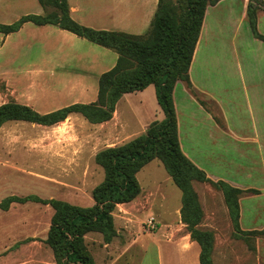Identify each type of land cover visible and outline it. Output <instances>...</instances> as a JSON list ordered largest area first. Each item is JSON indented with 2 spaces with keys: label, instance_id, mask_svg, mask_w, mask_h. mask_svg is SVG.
Instances as JSON below:
<instances>
[{
  "label": "rangeland",
  "instance_id": "1",
  "mask_svg": "<svg viewBox=\"0 0 264 264\" xmlns=\"http://www.w3.org/2000/svg\"><path fill=\"white\" fill-rule=\"evenodd\" d=\"M169 1L175 12H185L186 0ZM234 5L239 13V5ZM52 10L54 7H49L48 11ZM261 30L264 32V25ZM247 31L242 28L239 35L244 36ZM247 33L250 39L247 50L239 49L237 54L232 51L225 53L230 67L222 71L229 68L233 72L235 89L220 91L221 105L218 106L221 112L214 101L188 87L192 94L196 93L206 103L210 113L219 118L215 120L221 127L215 131L216 138L210 142L203 141L205 137L202 133L192 139L182 134L186 150L192 155L196 154L208 170L204 172L212 180V183L193 182L203 214L197 229L210 233L211 237L210 264H264V197L248 196L243 201V226L259 230L244 231L240 224L239 232L231 219L222 191L214 184L223 180L258 191L264 188V159H260L257 144L259 122L264 120V112H261L256 97L257 84L261 83L256 78L264 73V56L257 49L258 44H251L254 39L252 33ZM37 59L38 56L34 55L19 63L27 66ZM79 84L76 80H37L26 74L13 78L3 75L0 76V106L13 102L46 113L69 102L85 99L79 94ZM47 87H50L54 98L62 102L51 105L45 102L42 92ZM223 131H233L236 135L223 134L220 137ZM115 141L112 123L91 124L81 115L70 116L52 126L22 121L5 123L0 128V202L9 196L36 195L80 207L93 206L92 191L105 178V171L97 163L96 156L102 150L113 148ZM140 171L143 185L158 181L182 194L161 159L151 160ZM168 179L172 182H167ZM181 208L182 200L177 223L182 226L181 221L184 232L191 235L182 221ZM115 211L116 234L111 242L106 243L104 234L98 230L89 231L84 236V249L94 264L99 260L105 262V245L115 242L119 247H124L131 243L127 233L132 232L134 237L146 234L141 237V244H144L157 232L149 231L147 221L141 227L133 224V228H128L119 221L115 225ZM53 215L51 206L33 202L15 203L6 211L0 209V264H61L63 259L57 258L54 250L45 242ZM107 251L110 249L107 248ZM152 251L149 254L152 255ZM140 263V255L131 262ZM150 263H155L153 257Z\"/></svg>",
  "mask_w": 264,
  "mask_h": 264
},
{
  "label": "crops",
  "instance_id": "2",
  "mask_svg": "<svg viewBox=\"0 0 264 264\" xmlns=\"http://www.w3.org/2000/svg\"><path fill=\"white\" fill-rule=\"evenodd\" d=\"M249 3L250 0H221L215 5L208 6L205 12L190 67V81L194 90L210 98L217 106L221 105L220 91L235 89L233 72L229 68L225 72L222 71L223 68L230 67L229 58L225 53L230 54L232 51L237 54L239 49L247 50L249 46L250 39L247 38V32L252 33L247 16ZM234 4L239 5V13L235 10ZM68 5L71 18L82 26L98 31L140 36L150 30L158 8V0H68ZM47 12L48 8L42 6L39 0H0V25H11L23 16L45 15ZM7 19L13 22H8ZM263 25L264 11L259 10L257 29L261 35H264L261 30ZM242 28L244 31L248 30L244 36L239 35ZM253 38L251 44H258L257 49L264 56V42L254 35ZM34 55L38 56V59L29 65L19 63ZM117 60L118 54L115 51L54 25L37 26L33 23H25L17 32L0 33V76L13 78L26 74L33 79L44 81L56 79L79 81L81 91L79 94L85 99L69 102L41 114L73 104L94 103L98 97L100 76L110 71ZM219 69H221L220 73ZM256 81H261L257 84L256 97L261 112H264V73L259 74ZM42 96L50 105L62 102L54 98L50 87L43 89ZM174 103L181 150L197 167L208 171L195 153L192 155L186 150L182 134L192 139L202 133L205 137L203 141L210 142L216 138L215 131L221 127L212 113L207 111L190 92L186 83L177 82L174 88ZM164 118V112L157 100L156 89L150 85L142 91L125 94L119 100L112 119L101 125L112 123L113 139L116 140L113 145L117 147L144 134L151 123L162 121ZM259 126L258 153L260 159H264V120H260ZM223 134L236 135L233 131L221 132L220 137ZM141 172L137 175L142 189L141 194L132 202L117 205L114 214L115 225L119 221L128 228H133L131 227L133 224L141 227L150 217H155L157 232L144 244H141V237L146 234L141 233L134 237L132 232L127 233L131 243H127L124 247H119L115 242L105 245L106 260L105 262L99 260L96 264L103 262L123 264L124 260H126L125 264H131L139 255L140 264H151L152 257L155 260L154 264H200V245L192 240L189 233L184 232L181 221L182 226L177 223L180 218L182 194L158 181L143 185L140 180ZM168 180L167 182H172ZM231 184L241 190H249L240 184L232 182ZM258 192V194H244L240 199V224L244 231L259 230L243 226L245 213L243 201L248 196L264 197V188ZM119 218L124 221H120ZM107 248L110 251H107ZM116 249L119 251L117 252ZM151 250L153 256L149 254Z\"/></svg>",
  "mask_w": 264,
  "mask_h": 264
},
{
  "label": "trees",
  "instance_id": "3",
  "mask_svg": "<svg viewBox=\"0 0 264 264\" xmlns=\"http://www.w3.org/2000/svg\"><path fill=\"white\" fill-rule=\"evenodd\" d=\"M39 1L45 8L53 6L54 10L45 15L23 16L11 25H0V33L17 32L25 23L54 25L115 51L118 60L110 71L100 76L98 97L94 103L73 104L47 114H41L27 105L6 103L0 106V128L12 121L52 126L73 114L81 115L92 124L105 123L112 119L119 100L125 94L142 91L150 85L156 89L165 118L151 123L144 134L130 142L97 154L96 161L103 167L105 178L92 191L93 206L80 207L58 199L28 195L5 198L0 202V209L6 211L15 203L28 202L51 206L54 215L46 244L54 250L57 258L63 259L61 264H94L84 249L85 234L98 230L104 234L106 243L112 241L116 234L113 212L118 204L132 202L141 194L137 175L147 163L159 158L182 192V221L187 225L192 240L200 245V264H210L211 237L210 233L197 229L203 214L193 182L212 183V180L181 150L174 88L179 81L192 87L190 67L205 12L208 6L221 0H186L183 13L175 12L169 0H158L150 30L140 36L82 26L71 18L68 0ZM259 10L264 11V1L250 0L247 10L249 24L253 35L264 42V35L257 29ZM193 95L211 112L196 93ZM214 184L222 191L234 226L240 232V199L243 194L259 192L241 190L222 180Z\"/></svg>",
  "mask_w": 264,
  "mask_h": 264
},
{
  "label": "built area",
  "instance_id": "4",
  "mask_svg": "<svg viewBox=\"0 0 264 264\" xmlns=\"http://www.w3.org/2000/svg\"><path fill=\"white\" fill-rule=\"evenodd\" d=\"M146 226L148 227L149 231H153L157 229V223L155 217H150L147 220Z\"/></svg>",
  "mask_w": 264,
  "mask_h": 264
}]
</instances>
